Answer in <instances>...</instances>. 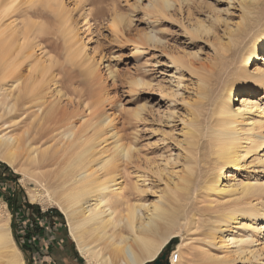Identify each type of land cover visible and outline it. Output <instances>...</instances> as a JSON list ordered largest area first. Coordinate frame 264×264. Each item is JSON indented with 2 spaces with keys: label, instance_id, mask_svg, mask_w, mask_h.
Masks as SVG:
<instances>
[{
  "label": "rangeland",
  "instance_id": "1",
  "mask_svg": "<svg viewBox=\"0 0 264 264\" xmlns=\"http://www.w3.org/2000/svg\"><path fill=\"white\" fill-rule=\"evenodd\" d=\"M151 1L64 0L69 12L67 25L70 24L77 35L73 40L71 37L75 33L66 36L65 27L59 22L61 14L42 0L20 1L15 10L0 21V26L9 38L14 25L18 24L26 35L25 39L17 36L20 45L28 42L25 52L29 54L34 46V56L26 59L19 69L21 75L26 76L29 72L37 75L35 66L43 61V65H52L50 74L57 75L59 82L51 89L57 87L61 90L62 105L70 109L79 104L86 113L91 110L93 89L100 86L93 85L94 78L88 74L87 67L90 63H100L103 76L107 77L102 86L110 93L105 109L114 116L123 142L132 148L133 157L121 168V180L127 186L137 183L146 189L143 196L146 203L154 202L157 197L172 200L171 189L184 175L186 158L192 157L188 142L192 139L191 121L197 114L200 122L197 156L198 160L201 159L192 185L187 188V197L178 207L177 223L168 228L169 232H178L179 235L171 239L177 240L176 244L169 253L167 246L171 245V240L163 246L158 257L166 253V258L159 264H172L169 258L173 250L180 256L176 264H201V248L209 249L213 256L225 255L226 264H264L263 219H252L257 227H263L254 235L258 241L249 247L258 250L256 255L250 250L239 254L234 246L229 242L223 244L219 238L213 244H207L216 211H226L243 199L241 190L234 191L230 186L241 181L264 182V163L258 160L264 161V143L252 144L242 139L244 147L239 149L240 153L243 151L242 155L235 164L226 167L224 184L230 191L219 195L205 191V182L212 175L204 161L210 162L206 155L213 106L226 80L220 81L213 91L210 86L209 95L201 101L198 111L200 77L211 73V68L217 73L228 60L222 58L221 43L228 41L230 28L241 20V0H175L165 15L154 13L149 6ZM254 16L258 26L252 31V37L264 28V0ZM200 24L210 30L193 33L192 29ZM149 33L159 41L146 40ZM71 46L80 49L75 59L69 57ZM177 58H183L185 65L175 63ZM214 60L217 66H213ZM2 63L0 55V72ZM254 68L255 64L252 65ZM7 83L11 89V78ZM254 101L261 107L264 124V88L255 93ZM13 118L7 113L0 117V136L20 135ZM23 118L21 116L18 120ZM261 132L264 136V127ZM112 141L109 139L105 144ZM23 159L25 162H18L15 166L0 160V220L9 217L10 236L17 258L23 264H95L79 253L70 236L67 220L56 206L47 201H31L37 184L29 175L26 157ZM14 200L17 206L13 204ZM252 202L264 209V198ZM29 204L39 206L42 215L48 213V216L39 215L37 210L28 207ZM247 220L240 217V221ZM0 261L7 264L8 259Z\"/></svg>",
  "mask_w": 264,
  "mask_h": 264
},
{
  "label": "bare ground",
  "instance_id": "2",
  "mask_svg": "<svg viewBox=\"0 0 264 264\" xmlns=\"http://www.w3.org/2000/svg\"><path fill=\"white\" fill-rule=\"evenodd\" d=\"M20 1L23 0H0V21L14 11ZM25 1L31 3L34 0ZM42 1L61 14L59 22L65 27L66 36L75 33L74 28L67 25L69 12L64 0ZM174 1L153 0L149 6L154 13L165 15ZM262 1L241 0V20L230 28L228 41L221 43L224 52L222 58L228 60L217 73L215 68H211V73L200 77L199 101L196 103L198 111L201 101L209 95L210 86L213 91L220 81L226 80L213 106V124L206 155L210 162L204 161L212 170L211 177L205 182V191L213 195L230 191L224 184L227 180L226 167L235 164L242 155L243 151L240 153L239 150L244 147L242 139L252 144L264 143L261 132L264 127L261 119L263 112L258 102H253L255 93L264 88V28L251 36L258 26L255 25L254 14ZM249 21L251 23L248 25ZM245 26L247 28L244 30ZM14 27L8 38L0 26V55L3 60L0 117L5 113L14 116L13 121L20 135L0 136V160L15 166L18 162H25L23 158L26 157L29 175L37 184L31 201H47L64 214L70 236L85 258L95 264H145L150 258L155 259L163 246L179 235L177 231L169 232L168 228L177 223L178 207L187 197V188L192 185L201 159L198 160L197 156V131L200 127L197 114L191 121L192 139L188 142L192 157L186 158L184 175L171 189L172 200L157 197L154 202L146 203L143 197L146 189L137 183L127 186L121 180V168L133 157L132 148L123 142L114 116L105 109L110 93L102 86L107 77L103 76L100 63H90L87 67L88 74L94 78L93 85L100 86V90L93 89L91 110L86 113L79 104L70 109L62 105L61 90L57 87L51 89L59 82L57 75L50 74L52 65H43V61L35 66L38 68L37 75L30 72L26 76L21 75V65L34 56L35 51L33 46L32 52H25L28 42L20 45L17 36L26 35L18 24ZM209 30L205 24L192 29L195 34ZM76 36V33L73 34L71 39ZM145 39L159 41L153 33L147 34ZM73 46L69 47L71 59L77 58L80 50ZM175 63L185 65L183 58L175 59ZM217 64L214 60L213 66ZM254 64L255 68L252 69ZM10 78L13 83L11 89L7 87ZM239 92L241 96L237 95ZM21 116L24 118L18 120ZM109 139L113 141L105 144ZM258 160L264 163L263 159ZM230 187L234 191L241 190L243 199L236 201L226 211H216L207 244H213L219 238L223 244L229 242L239 254H244L251 249L250 245L258 241L254 235L263 228L252 222V219L264 220V209L253 204L252 200L264 198V182L241 181ZM240 217L249 220L240 221ZM226 232L231 233L225 236ZM250 252L256 255L258 250ZM15 253L8 217L0 220V260L6 258L7 264H23ZM199 255L201 264H226L225 255L213 256L207 248H201ZM171 263L176 264L172 260Z\"/></svg>",
  "mask_w": 264,
  "mask_h": 264
},
{
  "label": "trees",
  "instance_id": "3",
  "mask_svg": "<svg viewBox=\"0 0 264 264\" xmlns=\"http://www.w3.org/2000/svg\"><path fill=\"white\" fill-rule=\"evenodd\" d=\"M5 166L7 167V165H5ZM13 204L17 206V201L14 200V203H13ZM28 207L31 208V209H35V210H37V213H38L39 215H41V216H48V213H45V214L42 215L39 206H35V205H30V204H29ZM59 215L61 216L60 213H59ZM52 221H53V220H52ZM176 241H177V240H174V239L170 241L169 244H171V245H170V246H167V253L170 252L171 247H172L173 245L176 244Z\"/></svg>",
  "mask_w": 264,
  "mask_h": 264
},
{
  "label": "water",
  "instance_id": "4",
  "mask_svg": "<svg viewBox=\"0 0 264 264\" xmlns=\"http://www.w3.org/2000/svg\"><path fill=\"white\" fill-rule=\"evenodd\" d=\"M16 200V199H15ZM164 248V247H163ZM166 258V253H164L161 257H155V259H153L152 261H148L147 263L145 264H149V263H156V264H159L161 262V260H164Z\"/></svg>",
  "mask_w": 264,
  "mask_h": 264
},
{
  "label": "built area",
  "instance_id": "5",
  "mask_svg": "<svg viewBox=\"0 0 264 264\" xmlns=\"http://www.w3.org/2000/svg\"><path fill=\"white\" fill-rule=\"evenodd\" d=\"M169 259H170V261L172 260L173 262L177 263L179 260V254L175 250H173L170 254Z\"/></svg>",
  "mask_w": 264,
  "mask_h": 264
}]
</instances>
